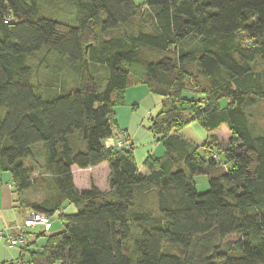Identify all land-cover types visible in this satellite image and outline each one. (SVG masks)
<instances>
[{
	"label": "trees",
	"instance_id": "16d2710c",
	"mask_svg": "<svg viewBox=\"0 0 264 264\" xmlns=\"http://www.w3.org/2000/svg\"><path fill=\"white\" fill-rule=\"evenodd\" d=\"M139 86L161 98L145 173L111 141ZM263 103L264 0H0V175L22 221L49 223L41 252L22 223L0 230L24 239L9 264H264ZM193 123L228 136L194 146L178 135ZM101 164L109 190H77L73 168Z\"/></svg>",
	"mask_w": 264,
	"mask_h": 264
},
{
	"label": "crops",
	"instance_id": "0c3cea01",
	"mask_svg": "<svg viewBox=\"0 0 264 264\" xmlns=\"http://www.w3.org/2000/svg\"><path fill=\"white\" fill-rule=\"evenodd\" d=\"M154 96L150 92L147 91V89L143 86L135 87L132 89H128L125 91L124 94V104L127 101H132L134 106H137L143 102L146 99L152 98ZM222 102V101H221ZM220 102V108H224V106H221ZM124 106V105H123ZM117 108L115 115H116V121L118 125V129L123 132V135L119 137V139L127 138L132 143V151H133V158L135 162V166L137 170L140 173H145L143 164L147 157L154 156V157H161L164 154V149L160 143V137L154 136L151 133L147 132V129H143L142 127L139 128V125L136 127L135 124L132 123L134 119H136L133 115V113H128L127 111H124L123 108ZM126 117L129 118V123L127 125H121L119 121L121 119H125ZM127 118V119H128ZM138 119H136V124H138ZM135 127V128H134ZM149 127V126H148ZM185 129H190L191 132L195 137L201 141L202 144L204 141H206L210 136H216L220 139V132L223 133L224 137L228 136V130L225 125H222L220 128L215 130L213 133H207L205 132L198 124L193 123L186 127ZM179 137L187 141L188 143L199 146L201 144H198L194 142L191 138H187L185 136H182L178 134ZM105 171V177L107 179L106 181V188H102L96 183L95 178L92 177L95 173H97L99 170ZM78 172V173H76ZM83 174H86L87 179L83 178ZM73 175V183L74 186L79 191H85L90 188L89 183L92 182L95 187L98 188L100 192H106L109 190L108 187V169L106 164H101L100 166L88 169V170H77L73 168L72 170ZM77 176L78 179L83 178L84 182H82L83 185L79 186L77 184ZM89 181V182H88ZM13 200L14 197L12 195L11 186L9 183V176L7 174H1L0 175V230L3 231V234L5 236H10L15 234L14 228L22 223L21 216L18 215L15 210L13 209ZM66 214H73L74 209L72 207H67ZM52 228V226H51ZM44 232L42 228H35L28 231H24L25 233V242L30 244L32 247L34 246L36 248L39 239L37 236ZM49 234L50 232H46ZM28 234V235H27ZM43 239V238H42ZM35 248H30V251H35ZM20 258V248H11L6 245H0V264H9V263H15V261H18Z\"/></svg>",
	"mask_w": 264,
	"mask_h": 264
},
{
	"label": "rangeland",
	"instance_id": "374dc122",
	"mask_svg": "<svg viewBox=\"0 0 264 264\" xmlns=\"http://www.w3.org/2000/svg\"><path fill=\"white\" fill-rule=\"evenodd\" d=\"M143 2V0H134V3L136 5H141ZM32 65H36V61L32 60L30 61ZM40 77H46L48 74H46L45 72H39ZM225 105V101L221 102V106ZM124 111H127L128 113H133L134 117L136 119H138V124H136V119H134V121H132L133 124H135L134 126L136 127L137 125H139V128H143V129H147L148 126H150L151 124V120L153 118H155L157 116V114L160 112L161 109V98L158 96H152V98L146 99L143 102H141L138 107L134 106L132 101H127L123 108ZM117 108L115 109L116 112ZM260 111L264 112V103L260 106L259 108ZM150 114V117L148 116ZM126 117L125 119H121L119 121V123H121V125H127L129 123V118ZM134 127V128H135ZM120 131V130H119ZM180 135L185 136L187 138H191L194 142L198 144H201L199 141V139L197 137H195L193 135V133L191 132L190 129H184L181 132H179ZM118 135V136H117ZM117 137H121V135H119V132L114 131L113 133V139L111 141L113 142H117ZM220 139L223 140L225 139V137L223 136V133L220 132ZM38 164H40V161L37 162ZM26 167L28 169H30L33 173L34 176L37 177L38 176V172L36 171V167L34 165L31 164H27ZM78 173V172H76ZM83 178L87 179L86 174H83ZM105 171H102L101 169L95 173L92 177L95 178L96 183H98V185L102 188H106V177H105ZM78 179L77 176V184H79V186L83 185L82 182H84V179ZM89 182V181H88ZM195 182H196V192L198 195L204 194L205 192L208 191V184H207V178L204 176H197L195 177ZM91 183H89V185L91 186ZM42 195H35V194H31L28 193L26 195H24L23 198L28 199L29 201H40L41 200ZM58 216H54L52 219H50V224L52 226L51 228V232L50 233H56V232H60L62 230V226L61 224L58 222ZM35 229V228H34ZM236 237L232 236L228 238V241H236ZM44 238L39 239L38 244L35 248L36 251L41 252L43 247H44Z\"/></svg>",
	"mask_w": 264,
	"mask_h": 264
},
{
	"label": "built area",
	"instance_id": "2783aa9c",
	"mask_svg": "<svg viewBox=\"0 0 264 264\" xmlns=\"http://www.w3.org/2000/svg\"><path fill=\"white\" fill-rule=\"evenodd\" d=\"M118 146H124L125 149H129V143L123 142L118 143ZM37 227H43L44 231H47L49 229V223L47 222V219L42 216L35 214L33 212L27 214V216L23 219L21 226H17L18 231H22L23 229H34ZM7 244L8 247H16L20 245H24V239L22 236L15 238H8L4 240L2 237H0V242H4Z\"/></svg>",
	"mask_w": 264,
	"mask_h": 264
}]
</instances>
